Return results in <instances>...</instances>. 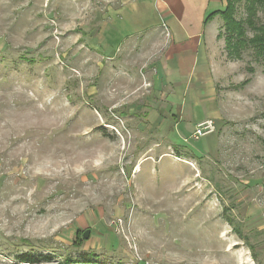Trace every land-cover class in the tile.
I'll return each instance as SVG.
<instances>
[{"label":"rangeland","instance_id":"obj_1","mask_svg":"<svg viewBox=\"0 0 264 264\" xmlns=\"http://www.w3.org/2000/svg\"><path fill=\"white\" fill-rule=\"evenodd\" d=\"M130 1L0 0V264H264V65L221 37L197 139Z\"/></svg>","mask_w":264,"mask_h":264},{"label":"crops","instance_id":"obj_2","mask_svg":"<svg viewBox=\"0 0 264 264\" xmlns=\"http://www.w3.org/2000/svg\"><path fill=\"white\" fill-rule=\"evenodd\" d=\"M155 2L153 16L141 9L142 0H131L122 5L119 19L110 28L122 35L125 41L141 34L137 42H141L143 57L148 60L145 62L152 63L150 68L155 69L154 64L159 68L163 83L161 88L155 89L165 98L167 110L182 114V120L189 114L190 122L197 119L195 122L198 124L205 120L199 119L201 107L206 106L208 97L214 95L213 65L216 49L224 40L220 37L222 16L217 15L208 23L205 19L211 12L222 9L224 0ZM213 6L215 9L209 11ZM123 14H127L130 25L123 19ZM133 51L130 44L126 46V55L131 57Z\"/></svg>","mask_w":264,"mask_h":264},{"label":"trees","instance_id":"obj_3","mask_svg":"<svg viewBox=\"0 0 264 264\" xmlns=\"http://www.w3.org/2000/svg\"><path fill=\"white\" fill-rule=\"evenodd\" d=\"M226 3L224 9L208 14L205 23L221 15L224 27L220 31V37L225 38L228 56L234 60L241 59L247 49H252L256 59L264 65V23L259 14L264 12V0H226ZM239 4L244 6L245 16L242 18L237 17ZM249 32L252 34L249 35ZM18 258L28 263L51 259L50 256H35L31 253H23Z\"/></svg>","mask_w":264,"mask_h":264},{"label":"built area","instance_id":"obj_4","mask_svg":"<svg viewBox=\"0 0 264 264\" xmlns=\"http://www.w3.org/2000/svg\"><path fill=\"white\" fill-rule=\"evenodd\" d=\"M215 131V124L212 120H205L197 125L194 132V137L199 139L203 136L211 134Z\"/></svg>","mask_w":264,"mask_h":264},{"label":"water","instance_id":"obj_5","mask_svg":"<svg viewBox=\"0 0 264 264\" xmlns=\"http://www.w3.org/2000/svg\"><path fill=\"white\" fill-rule=\"evenodd\" d=\"M89 232H90V230H87V231L84 233V237H85V238H88V237H89Z\"/></svg>","mask_w":264,"mask_h":264}]
</instances>
